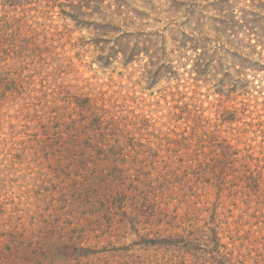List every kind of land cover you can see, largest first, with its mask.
I'll list each match as a JSON object with an SVG mask.
<instances>
[{
	"label": "rangeland",
	"instance_id": "1",
	"mask_svg": "<svg viewBox=\"0 0 264 264\" xmlns=\"http://www.w3.org/2000/svg\"><path fill=\"white\" fill-rule=\"evenodd\" d=\"M257 1L231 0V8L241 14V9H250ZM88 2L94 4L96 1ZM219 2L104 0L103 5L109 7L104 14L90 5L95 13L87 15L88 25L59 12L58 8L43 7L45 2L9 13L14 19V28L0 30V215L6 214L0 221L12 217L7 229L20 230L22 251L38 249V239L41 244L40 252L22 264H56L53 258L45 255L48 248L44 239L45 223L32 224L35 218H41L49 210L43 203L47 193L38 196L40 175L60 187L73 180L79 186L78 193L86 186L98 202L105 194L109 198L117 191V168L150 143V131L163 123L164 115L171 106L181 102L182 95L201 100L209 109L206 114L212 112L214 115L221 109L219 103L224 108H244L245 120L261 123L264 130V122H259L264 120V72L251 75V85L245 87L228 83L219 86L218 79L225 72L223 65L219 64L216 70L203 66L196 72V49L190 44H174L171 40L168 30L178 25L197 28L194 15L189 20L191 12H196L198 17L201 13L208 17L216 12V7H221ZM108 20H115L116 30H108L113 28L112 24L104 25ZM123 30L133 32L129 41L132 46L134 38L160 42L158 36L166 34L169 47L164 60L173 62L177 71L164 67L158 80L151 84L154 64L151 67L150 55L139 52L129 60L123 51L127 43L109 47L123 35ZM140 30L149 36L134 37ZM175 38L178 37L175 35ZM225 61L227 65L229 58ZM210 63L217 67V62ZM104 105L107 106L105 112ZM93 122H112L111 129L106 132L104 125L100 134L99 130L94 131L96 124ZM259 133L248 135L257 138L249 140L252 144L260 143L263 137H256ZM88 134H93L91 139ZM64 167L60 172L62 176L58 177L57 170ZM201 186L190 190L181 184L171 198H167L165 208L175 218L174 224L178 223L179 229L194 220L190 213L191 202L196 198L194 194L201 193L208 201L201 202L197 208L200 205L209 208L210 195ZM55 192L58 198L61 194ZM67 192L72 203V186ZM209 192L213 196V191ZM134 200L139 204L144 202L138 193ZM126 208L128 212L142 215L141 207L135 206L131 198ZM210 214L207 212L205 216ZM118 218L114 216L115 221ZM71 220H76L75 215ZM163 227L158 232L169 234L170 231ZM153 229L154 225L147 227L151 232ZM127 237L120 241L129 243L135 238L134 235ZM10 240L7 236L6 242ZM120 241H111L114 247H109L110 252L106 253L111 260H126L125 252L118 251L123 244ZM133 248L129 251L135 255L131 260H143L158 252L164 260L169 252L168 247ZM195 252L200 253L196 256L198 263L204 256L201 251Z\"/></svg>",
	"mask_w": 264,
	"mask_h": 264
},
{
	"label": "trees",
	"instance_id": "2",
	"mask_svg": "<svg viewBox=\"0 0 264 264\" xmlns=\"http://www.w3.org/2000/svg\"><path fill=\"white\" fill-rule=\"evenodd\" d=\"M88 1L0 0V30L14 28L10 12L26 9L29 5H42L43 2V7L58 8L59 12L88 25L87 15L95 13L90 10V5L103 14L109 9L103 5L104 0H95L94 4ZM219 3L221 7H216V12L208 17L202 13L198 17L196 12H191L189 20L194 15L197 19L195 27L199 29L178 25L168 30L171 40L174 44H190L196 49V72L203 66L216 70L219 64L223 65L225 72L217 85H251L250 76L264 72V0H258L250 9H241V14L231 8V0H220ZM108 21L104 25L113 26L108 30H116L118 24L115 20ZM123 32L116 39L118 42L113 41L109 47L112 49L115 44L127 43L123 51L129 60L139 52L150 55L151 67L154 64L151 84L158 80L164 67L177 71L173 62L164 60L169 47L166 34L158 36L160 42L134 38L132 46L129 41L133 32ZM135 33L134 37L139 34L149 36L142 30ZM226 58H229L227 65ZM211 61L217 62V67H212ZM187 98L182 95L181 102L171 106L164 115L163 123L152 128L150 143L117 168V191L109 198L104 193L107 198L102 197L98 202L86 186H82V192L78 193L79 186L73 180L60 187L40 175L38 196L47 193L43 203L49 210L47 217L44 214L35 218L32 224L45 223L46 256L53 258L56 264H264V220H261L264 218V130L261 123L245 120L244 108H224L222 103L214 115L212 112L206 114L209 109L201 104V100L195 96ZM102 110L107 111V106L104 105ZM93 123L96 124L94 131L99 130L101 134L104 125L106 132L111 129L112 122ZM256 132H261L256 137L263 138L260 143L252 144L249 140L257 138L248 135ZM92 135L87 137L91 139ZM64 169L57 170L58 177L62 176L60 172ZM181 184L190 190L201 184V189L210 195V206L197 208L205 200L201 193L194 194L196 198L190 206L194 220L190 221V217V222L179 229V224H174L175 218L167 212L165 202ZM70 186L74 193L72 203L67 197ZM55 191L61 194L58 198H55ZM209 191H213V196ZM137 193L143 196L144 202L139 204L134 200ZM130 198L135 206L141 207L142 215L127 211L126 202ZM207 212L211 214L205 216ZM73 215L75 221L71 220ZM114 216H119L117 221ZM11 219L0 221V264H22L40 252L39 239L38 249L33 248L31 252L21 250L20 230L7 229ZM153 225L152 232L147 230ZM162 225L170 231L169 234L159 233ZM133 235L135 238L129 243L120 241ZM7 236L11 237L10 242H6ZM112 240L123 242L118 251L125 252L126 260H111L106 255L110 252L109 247H114ZM101 241L106 244L100 246ZM134 246L153 250L154 247H168L169 252L164 255L167 257L164 260L159 252L149 254L143 260H131L130 257L135 255L129 251L134 250ZM196 250L204 256L198 263L196 256L200 253Z\"/></svg>",
	"mask_w": 264,
	"mask_h": 264
}]
</instances>
